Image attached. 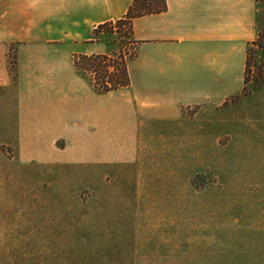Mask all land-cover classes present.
Here are the masks:
<instances>
[{
    "label": "crops",
    "instance_id": "crops-1",
    "mask_svg": "<svg viewBox=\"0 0 264 264\" xmlns=\"http://www.w3.org/2000/svg\"><path fill=\"white\" fill-rule=\"evenodd\" d=\"M132 1L0 0V144L130 180L132 264H264V91L224 106L243 88L257 1L167 0L134 18L131 84L99 93L74 55L112 53L93 31ZM202 171L216 181L197 190Z\"/></svg>",
    "mask_w": 264,
    "mask_h": 264
},
{
    "label": "rangeland",
    "instance_id": "rangeland-1",
    "mask_svg": "<svg viewBox=\"0 0 264 264\" xmlns=\"http://www.w3.org/2000/svg\"><path fill=\"white\" fill-rule=\"evenodd\" d=\"M256 1L259 33L264 29V0ZM113 25L114 34L100 33L112 49L104 55L133 54L137 45L129 27ZM250 43L247 49H258ZM262 91L264 86L251 82L246 93L241 91L224 106ZM185 111L191 115L194 109ZM56 145L63 148V140ZM116 175L82 162H21L15 147L0 144V264H132L135 201L131 185L119 184L128 179ZM193 178L200 187L216 181L208 171Z\"/></svg>",
    "mask_w": 264,
    "mask_h": 264
},
{
    "label": "trees",
    "instance_id": "trees-1",
    "mask_svg": "<svg viewBox=\"0 0 264 264\" xmlns=\"http://www.w3.org/2000/svg\"><path fill=\"white\" fill-rule=\"evenodd\" d=\"M167 9V0H133L127 12L121 18L115 21H109L99 24L93 31V37L96 38L102 32L110 34L115 33L114 23L118 28L126 25L129 27L128 35L132 38L133 35V20L136 17L157 14ZM109 29V30H108ZM133 39V38H132ZM134 45L137 41L132 40ZM246 53V64L244 70V86L243 93L247 92L249 83L254 82L257 86H264V29L259 31L257 38L250 43ZM136 51L131 55L120 54L119 56H109L104 54L92 55H75L74 66L76 70L85 73L93 82L95 89L99 93H109L131 84V79L128 71V61L135 56ZM259 57V58H257ZM259 60V62H257ZM254 63L256 70H252ZM199 175H196L198 177ZM192 182L196 189L201 190L207 186L200 187L193 178Z\"/></svg>",
    "mask_w": 264,
    "mask_h": 264
}]
</instances>
